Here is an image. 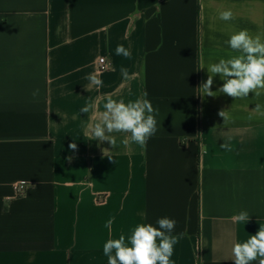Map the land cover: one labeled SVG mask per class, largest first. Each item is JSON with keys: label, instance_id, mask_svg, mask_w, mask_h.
Wrapping results in <instances>:
<instances>
[{"label": "crops", "instance_id": "1", "mask_svg": "<svg viewBox=\"0 0 264 264\" xmlns=\"http://www.w3.org/2000/svg\"><path fill=\"white\" fill-rule=\"evenodd\" d=\"M241 29L264 39V0H0V264H107L108 239L162 217L177 221L174 264H233V244L264 227V92L198 88ZM145 92L159 109L146 147L90 139L108 95Z\"/></svg>", "mask_w": 264, "mask_h": 264}, {"label": "clouds", "instance_id": "2", "mask_svg": "<svg viewBox=\"0 0 264 264\" xmlns=\"http://www.w3.org/2000/svg\"><path fill=\"white\" fill-rule=\"evenodd\" d=\"M219 18L223 21L235 19L231 9L219 12ZM226 44L237 53L228 59L221 58L218 62L207 67L209 73L207 80L198 88L200 95L215 97L218 93L226 94L236 99L247 98L249 93L260 96L264 92V39L260 34L253 36L247 29L233 33L225 41ZM116 54L125 58L131 53L123 45L116 46ZM121 74L125 79L129 78L126 68L121 67ZM219 75L223 81L217 91H212L214 77ZM91 84L99 87L102 81L95 74L86 77ZM147 92L136 100L125 102L116 100L111 95L106 97L103 104L104 111L94 115L87 124V134L91 140L107 141L115 146L117 141L112 133H125L123 140L125 145L130 142L146 147L148 140L158 130L156 116L159 109L154 108L152 102L147 99ZM33 98L39 96V89L32 92ZM95 102L89 101L81 108L82 113H95ZM261 106L257 105L259 109ZM219 115L228 117L226 111H220ZM227 147V145H225ZM72 150L77 149V144L69 145ZM233 222H248L250 215L247 211H241L231 217ZM113 219H109L105 227L111 228ZM158 227L151 223H139L127 238L121 234L118 239H108L103 245V253L107 257V264H174L171 257L174 246L179 242V235H173L177 221L168 217L157 219ZM233 264H264V227H260L254 235L244 242H235L232 246Z\"/></svg>", "mask_w": 264, "mask_h": 264}, {"label": "built area", "instance_id": "3", "mask_svg": "<svg viewBox=\"0 0 264 264\" xmlns=\"http://www.w3.org/2000/svg\"><path fill=\"white\" fill-rule=\"evenodd\" d=\"M98 69L99 71H105L108 69V64L105 61V58L102 57L98 60ZM26 189L27 187L25 183H18L13 187L14 195L17 197L21 196L25 193Z\"/></svg>", "mask_w": 264, "mask_h": 264}]
</instances>
